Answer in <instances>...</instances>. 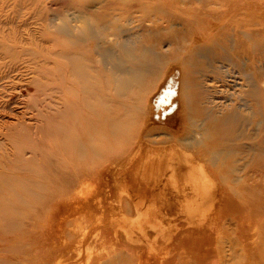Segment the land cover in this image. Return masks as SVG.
Instances as JSON below:
<instances>
[{
	"label": "rangeland",
	"instance_id": "rangeland-1",
	"mask_svg": "<svg viewBox=\"0 0 264 264\" xmlns=\"http://www.w3.org/2000/svg\"><path fill=\"white\" fill-rule=\"evenodd\" d=\"M81 27L98 40L104 37L101 42L115 59L140 61L136 71L143 72L142 83L119 91L105 62L103 94L110 111L103 117L121 122L113 133L118 137L110 133L103 156L90 163L86 179L71 191L8 193L0 264H123L121 256H144L141 264H264V216L255 220L254 213L237 207L239 198L230 192L235 200L226 198L216 221L213 201L220 191L207 173L213 167L207 156L183 178H150L153 164L179 157L172 146L193 152L211 143L216 115L228 116L236 107L233 129L247 130L242 92L255 75L234 49L239 42L258 46L243 32L261 28L264 33V0H0V137L5 141L0 161L11 177L31 175L42 162L52 168L44 151L53 143L42 127L66 90L52 84L57 64L41 56L52 46L44 37L69 39L68 29ZM87 45L94 51L92 43ZM94 58L98 66L101 56ZM177 81H183L182 102ZM56 89L61 93L51 91ZM176 102L178 109L183 106L185 127L180 140L167 142L164 119ZM24 137L40 147L36 153L25 149L23 158H33L31 173L14 164L15 139ZM260 173L261 180L253 176L249 183L263 182L257 189L261 194ZM232 179L224 174L217 181L226 186ZM232 218L241 222L235 221L237 230Z\"/></svg>",
	"mask_w": 264,
	"mask_h": 264
},
{
	"label": "bare ground",
	"instance_id": "bare-ground-1",
	"mask_svg": "<svg viewBox=\"0 0 264 264\" xmlns=\"http://www.w3.org/2000/svg\"><path fill=\"white\" fill-rule=\"evenodd\" d=\"M68 30L71 36L69 39L53 36L46 40L44 37L45 41L52 42V46L48 51L41 54L43 59L46 60V63L54 60V63L57 64L58 78L52 84L58 88L63 87L66 90L65 100H60V97L55 100L54 110L52 107L53 113L50 116H45L46 126L44 125L42 127L44 135L53 143V146L55 143L58 145V149L56 150H53V146H51L47 147V150L44 151V158L52 163V168L47 163L42 162L39 165L40 168H36L31 175L23 176L24 178H14L6 174L8 170L6 171L4 168L5 165L0 161V223L2 225L8 219L6 197L9 192L20 190L19 192L21 193L22 191L25 193L28 191L29 193L37 192L43 194L50 191H57L58 189H61L60 191H71V189L76 187L78 180L86 179L84 177L88 176V171L92 167L90 163L96 162L97 158L103 156V150L106 148L107 140L111 137V134L114 135L113 133L116 127L122 125L114 117L111 118V115V121H104L103 115L109 110V101L103 94L104 74H106V68H104L105 62L112 66L109 76L110 78L112 77L113 83L116 84L119 91H126L130 87L142 83L140 81L143 72L138 73L136 71L140 70V61L130 62L126 57L115 59L114 53H111L112 51L107 49L105 44L102 43L104 37L101 36L98 40L88 28L81 27L78 32L71 28ZM243 33L258 44V46L254 45L252 47L250 43L244 44L239 42L234 49L236 57L247 60L255 75V79L251 81L249 89L245 93L242 92V94H245L247 103H242L241 105L248 106V111L245 113L247 130L239 134L233 129L234 121L232 113L236 115L240 112L236 107L232 109V113L228 116L223 114L216 115L214 124L212 125L214 132L212 133V138L210 137L213 139L211 143L199 147L193 152L181 146L176 148L178 146L174 145L172 149L179 152V157L174 158L176 156L174 155V157H171V159L173 158L172 160H164L165 164L163 162L153 164L150 173L151 179L158 174L156 182H160L161 180L168 182L171 178L177 177L183 178L192 172L193 165L197 159L202 156H207L212 160L213 165L212 169L210 168V171L207 173L211 174L220 191V194L213 201L217 208L216 221L222 217L220 213L228 196H231L232 200L239 198L238 204L236 203L237 207L242 210L247 209L251 213H254L255 220H260L264 216V191L260 194L257 190L263 184V182L258 183V180L262 179V173L260 172L264 171V88L262 87L264 82L262 71L264 67V33L261 28H256L252 31L246 30ZM88 43H92L94 51L86 49ZM0 45L2 46V44ZM10 50L12 52L14 51L12 48ZM4 51L10 52L8 50ZM96 53L101 56V62L98 66L95 65L98 63L94 58ZM193 56L194 53H192L191 57ZM8 63L7 61L4 62V67ZM46 72V70H43L45 75ZM64 72H69V77L64 75ZM117 72L120 73L115 76ZM4 77L6 78V76ZM177 82H179L178 90L181 93L178 102H182L183 81ZM54 85L53 87L55 88ZM164 85L159 87L157 93L160 94ZM40 86L45 88L41 84ZM51 91L55 94L61 93L59 89ZM63 103L66 104L65 109L61 108ZM176 106L177 102L169 106L170 112L168 113L167 110V115L164 119L162 129L165 131L164 135L169 137L167 142L180 140L185 127L183 106L179 109ZM174 107L176 108L174 109ZM187 115L189 118V114ZM107 131L108 133H106ZM114 137H118V135H114ZM23 139H15L18 151L14 156L16 161L14 164L20 166L25 172L31 173L32 171L29 165H32L33 158L29 160L23 158L25 149L31 147V150L36 153L40 147L35 142L26 143L28 140L25 137ZM160 141L164 142L165 140L161 139ZM4 142V138L0 137V160L5 155V152H2ZM158 151L161 150L157 149L156 152ZM17 162H21L22 164L20 165ZM224 174H228V176L233 178V182L238 183L234 185L231 181L232 184L228 182L226 186L222 185L221 181H217V179H221ZM253 176H256L258 180L257 184L251 185L249 181ZM261 189L264 190V188ZM230 192L234 193L237 197L233 195L234 198ZM131 199L129 198V200ZM169 201L170 198H167L165 204H169ZM228 210L231 214V210ZM232 219H234V222L237 221L238 225H241L239 218ZM228 223L230 222L227 221L223 224L227 225ZM234 230H232L233 233ZM224 251L222 249L220 252L223 253ZM246 252L250 254L254 253L252 249H247ZM237 253H235L236 255L230 253V255L240 256ZM143 257L121 256L120 260H122L123 264H141Z\"/></svg>",
	"mask_w": 264,
	"mask_h": 264
}]
</instances>
